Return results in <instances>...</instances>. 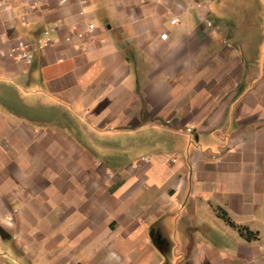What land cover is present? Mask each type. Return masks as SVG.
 Returning a JSON list of instances; mask_svg holds the SVG:
<instances>
[{
  "label": "crops",
  "instance_id": "crops-1",
  "mask_svg": "<svg viewBox=\"0 0 264 264\" xmlns=\"http://www.w3.org/2000/svg\"><path fill=\"white\" fill-rule=\"evenodd\" d=\"M0 264H264V0H0Z\"/></svg>",
  "mask_w": 264,
  "mask_h": 264
},
{
  "label": "built area",
  "instance_id": "built-area-1",
  "mask_svg": "<svg viewBox=\"0 0 264 264\" xmlns=\"http://www.w3.org/2000/svg\"><path fill=\"white\" fill-rule=\"evenodd\" d=\"M171 23H175V21L172 20ZM207 24L210 25V22H207ZM20 25L25 26V20L23 18L20 19ZM93 28L94 26L89 24L87 30L91 31ZM161 38L165 39L166 34H162ZM54 43L55 41L50 38V31L44 30L39 36L33 38V40L17 38L15 45L9 49L7 56L16 62H24L25 64H29L33 58V47L38 51H41ZM187 131H189V129Z\"/></svg>",
  "mask_w": 264,
  "mask_h": 264
}]
</instances>
